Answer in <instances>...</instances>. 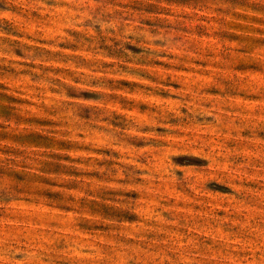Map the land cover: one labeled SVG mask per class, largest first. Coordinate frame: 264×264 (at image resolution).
<instances>
[{"label": "rangeland", "instance_id": "obj_1", "mask_svg": "<svg viewBox=\"0 0 264 264\" xmlns=\"http://www.w3.org/2000/svg\"><path fill=\"white\" fill-rule=\"evenodd\" d=\"M0 264H264V0H0Z\"/></svg>", "mask_w": 264, "mask_h": 264}]
</instances>
